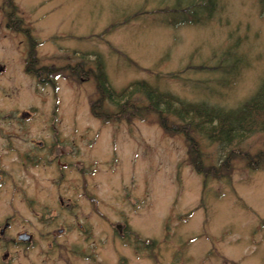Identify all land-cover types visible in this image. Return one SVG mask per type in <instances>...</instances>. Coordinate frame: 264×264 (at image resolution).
Returning <instances> with one entry per match:
<instances>
[{
  "label": "rangeland",
  "instance_id": "rangeland-1",
  "mask_svg": "<svg viewBox=\"0 0 264 264\" xmlns=\"http://www.w3.org/2000/svg\"><path fill=\"white\" fill-rule=\"evenodd\" d=\"M179 1L0 0V264H264V130L232 148L190 130L203 165L223 168L209 176L184 134L96 83L100 64L119 92L144 80L226 109L250 98L264 0H217L211 19L176 26ZM32 47L42 75L25 67Z\"/></svg>",
  "mask_w": 264,
  "mask_h": 264
},
{
  "label": "trees",
  "instance_id": "trees-1",
  "mask_svg": "<svg viewBox=\"0 0 264 264\" xmlns=\"http://www.w3.org/2000/svg\"><path fill=\"white\" fill-rule=\"evenodd\" d=\"M178 4L177 7L171 9L175 16L179 15L178 19L175 18L176 22L173 23L176 26L186 23L199 24L211 19L213 11L216 9L217 0H190L188 5L182 8L180 7L181 1ZM35 51L36 48L32 47L30 58L36 61ZM98 68L99 71L95 78L101 95L103 97L108 96L111 101L117 102L122 109H133L134 117L145 118L143 113L156 115L159 124L167 133L172 135L184 134L187 141L192 142L189 150L190 161L198 172L206 173L209 176L221 175L223 168L215 165L208 167L203 165L199 142L191 135L190 130H196L206 135L210 140L220 142L228 148L235 146V142L242 141L244 138L264 130V79L250 98L238 107L226 109L206 102L185 101L170 92L159 90L144 80L135 81L120 92L115 91L109 88L106 73L101 69L100 64H98ZM27 69L29 72H34L36 67L29 63ZM138 92L147 98L148 104L138 106L129 103L130 97ZM121 100H125L123 104H121ZM94 113L106 120L112 119V116L105 111L98 113L94 110ZM232 156V154H228L226 157L227 168H229V159ZM244 156L243 158L251 166L250 154ZM262 157L264 158V155Z\"/></svg>",
  "mask_w": 264,
  "mask_h": 264
},
{
  "label": "flooded vegetation",
  "instance_id": "flooded-vegetation-1",
  "mask_svg": "<svg viewBox=\"0 0 264 264\" xmlns=\"http://www.w3.org/2000/svg\"><path fill=\"white\" fill-rule=\"evenodd\" d=\"M16 23H18V21H15ZM28 35H30L31 36V34H28ZM35 60H33V59H29V61H27V63L29 64H31V63H33ZM25 67H27V66H25ZM7 71V66L5 65V64H0V74H2V73H5ZM42 71H44L43 70V68H42V70L39 68V67H37L36 66V71H35V73L37 74V75H42L40 72H42ZM38 77H40V76H38ZM39 80H40V82H41V79L40 78H38ZM20 114L21 115H25V116H27V114H28V111H26V110H22V111H20ZM40 142V145H43L44 144V142L43 141H39ZM52 161V160H51ZM59 161H61V160H58L57 162L60 164V163H62V165L63 164H65V165H67L68 163L65 161V162H59ZM54 162H55V160H54ZM0 178H1V175H0ZM10 226V224L8 223V222H6L5 223V225H4V227L3 228H0V237H1V235H4V233H5V231H6V229L8 228ZM120 227V226H119ZM24 234H27V235H30V234H28V233H22V235H24ZM21 235V234H20ZM19 235V236H20ZM30 236H32V234L30 235Z\"/></svg>",
  "mask_w": 264,
  "mask_h": 264
},
{
  "label": "water",
  "instance_id": "water-1",
  "mask_svg": "<svg viewBox=\"0 0 264 264\" xmlns=\"http://www.w3.org/2000/svg\"><path fill=\"white\" fill-rule=\"evenodd\" d=\"M20 238L23 239V240H30L31 236L27 235V234H24V235H21Z\"/></svg>",
  "mask_w": 264,
  "mask_h": 264
}]
</instances>
